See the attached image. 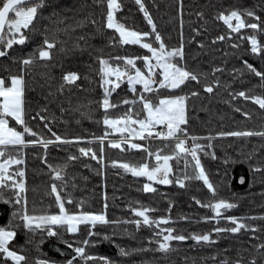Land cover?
Listing matches in <instances>:
<instances>
[{
  "label": "trees",
  "instance_id": "trees-1",
  "mask_svg": "<svg viewBox=\"0 0 264 264\" xmlns=\"http://www.w3.org/2000/svg\"><path fill=\"white\" fill-rule=\"evenodd\" d=\"M119 2L122 10L116 13V18L120 23L139 33H148L143 42L152 43L155 48H159V42L154 38L156 33L161 36L166 50L179 48L183 43L184 59L177 58L175 62L202 74L201 83L189 81L176 91L163 88L143 95L153 104H158L164 98L187 97L188 122L182 127L187 130L188 137L199 138L196 143L203 146L212 144V148L205 147V151L215 152L216 159L203 152L200 153V159L210 182L216 188V195L213 197L202 181L187 180L184 188L178 186L176 179L184 176L183 160L179 163L176 160L169 162L173 169L169 178L173 183L168 185L149 181L147 177L133 176L119 167L120 163L132 166L148 163L151 168L157 162L143 150L129 149L127 144L123 145L125 151L108 147L109 141H119L123 135L104 124L106 117H123L129 109L131 114H138L136 118L140 119L145 118L146 113L142 111L138 99L143 92L142 86L136 85L137 92L133 93L126 77L110 95V102L118 106L105 112L102 106L104 88L110 86L103 84L98 58L124 68L123 60H116L115 57L151 58V53L139 45L120 44L118 33L103 27L106 4H96L93 0H45V6L38 11L37 19L33 22L34 28L25 31L27 42L14 45L8 50L7 56L0 57V78H4L8 86L10 76H24V118L33 131L45 138L54 139L51 136V132H54L64 139L81 142L50 145L46 153L38 145L7 149L12 157L19 156L24 161L12 168L25 172L27 191L24 195L28 213L37 216L59 213L55 197L49 193L52 183L62 182L52 179L54 173L49 165L53 168L67 165L61 195L65 200L72 199L73 203L65 204L70 213H103L110 221H135L142 218L136 217L133 210L147 208L151 209L148 215L153 220L168 218L170 221L159 227L142 223L139 228L135 223L97 225L94 231L100 235L90 237L91 243L86 247V255L97 259L87 261V264H104L100 258H107L111 264H221L224 260L228 264H251L252 260L256 264H264V248H259V245L264 244V137L219 135L232 131H264V109L251 100L233 98L240 91L249 96L264 97V82L245 65L246 61L264 73V51L253 53L248 39L255 36L259 46L264 48V30L245 27L240 32H232L218 19L221 14L238 11L246 24L256 23L264 29V0H143L156 25V33L152 32L151 25L145 20L135 0ZM248 12L254 13L259 20L247 16ZM92 20L97 21V24H92ZM77 22H81V26L77 27ZM220 36L225 39L219 40ZM45 39L56 44L50 50L52 58L36 59L33 65L24 68L21 61L38 57ZM127 67L134 74L135 70ZM136 67L147 72L143 59H136ZM215 68L223 71L213 75ZM154 72L155 79L161 80L160 71ZM67 73H77L80 78L60 90V85L65 83L62 77ZM217 81L219 86H214L213 93L203 90L204 85H215ZM193 91L199 95L192 96ZM123 100L136 103L123 104ZM236 108L240 111H236ZM243 113H247L250 118H246ZM34 116L36 119H33ZM40 116H44L45 121H41ZM44 123L48 124L51 132L44 127ZM10 126L23 131L13 120H10ZM106 132L109 135L104 141L102 164L79 153L78 148L85 147L91 148L99 156L101 145L98 138L104 137ZM126 134L129 136V133ZM209 137L212 139H207ZM25 139L34 140L35 137L25 135ZM133 143L153 153L162 149V155L170 154L173 145L172 141L156 138ZM192 143L191 139L187 140V146ZM45 155L47 164L43 162ZM70 155L80 159L69 161ZM188 159L191 160L190 157ZM113 162H116V166H113ZM256 167L262 171H254ZM187 173L191 175L192 168H188ZM146 183L156 191L144 192ZM197 200L201 204L219 200L233 203L236 207L222 210L223 216L235 217L250 229L257 230L242 229L235 234L227 231L216 233L214 229L217 227L231 228L234 225L224 218H217V223V219H213L212 209L202 207L196 203ZM15 208L19 209L20 206ZM13 211L12 205L0 203V227H7L10 222L22 224L19 219L13 220ZM164 228H172L173 235H183L188 239L171 241L170 250L166 253L155 251L158 247L155 241L162 237L154 233ZM57 230L63 233L64 240L75 242L74 246H83L80 241L89 239L88 229L84 226H80L77 234L67 233L63 228ZM16 232V238L9 247L27 258L23 264H36L37 260L67 264L75 256L73 250L56 237L45 235L41 243L39 232L33 235L23 227L17 228ZM205 234H209L215 243L198 244L191 239L192 235ZM105 236L110 239H104ZM120 248L132 254L122 256ZM134 249L145 251L133 252ZM0 264L12 262L0 259ZM73 264H85V261L77 258Z\"/></svg>",
  "mask_w": 264,
  "mask_h": 264
},
{
  "label": "snow or ice",
  "instance_id": "snow-or-ice-1",
  "mask_svg": "<svg viewBox=\"0 0 264 264\" xmlns=\"http://www.w3.org/2000/svg\"><path fill=\"white\" fill-rule=\"evenodd\" d=\"M96 4H106L107 11L104 14V25L103 27L113 30L119 35V43L122 45H139L141 48L146 49L151 53V58L149 57H115L116 60H123L125 65L121 68L119 65H111L109 61L103 58H98V62L101 65L102 80L104 85H109L110 87L104 88V99L102 106L107 112L110 108H115L118 105L110 102V95L117 88L120 87V82L124 77L127 78L126 82L130 86V90L133 93L137 92L136 85L142 86L143 92L139 94V103L142 105V111L146 113L145 118H136L138 114H131V109L128 113H125L123 117L116 119H104V124L109 128H114L116 132L129 133V136L123 137L119 141H109L108 147L119 149L120 151H125L123 145L127 144L129 149L143 150L147 153L148 157H154L157 164L150 168L148 163H143L140 166H132L128 163H120L119 167L127 172H130L133 176H146L149 181L160 184H171L173 180L169 177L173 172L172 166L169 163L172 160H176L179 163L181 160L184 162V176L182 179L177 178L176 183L179 187L184 188L185 181L196 180L202 181L207 187L208 191L213 197L216 195V188L210 182L209 177L201 163L200 153L203 152L204 155L210 156L212 159H216L215 152H207L206 148H212V144L209 143L207 146L200 145L196 143L198 137L192 136L188 137L187 130L182 127V125L187 124V105L185 96H177L174 98H164L160 99L158 104H153L151 100L147 99L143 93H150L157 91L154 88V84H158L160 89H178L185 85L189 81H194L196 83H201L200 76L202 74H197L194 71L188 70L186 67L181 66L179 63L175 62L177 58L179 60L184 59V49L183 43L179 48L173 50H166L165 45L162 41L161 36L156 33V25L153 23L152 17L147 11L143 0H135V4L139 6L140 12L143 13L145 20L149 25H151L152 32L155 34V41L159 42V48L153 47L152 43L143 42L148 36V33H139L135 30L127 28L123 23H120L116 18V13L122 10L121 3L119 0H93ZM45 6V0H0V57H5L8 55V50L12 49L14 45H24L28 36L25 35V31L32 30L34 28V21L37 19L38 11ZM202 15V14H200ZM247 16H252L259 20V17H255L254 13L248 12ZM222 20L232 32H240L242 28H251L254 30H264L256 23L246 24L242 18V14L238 11H231L229 14H221L218 17ZM232 21H236L233 25ZM62 23V21H61ZM92 24H97V21L92 20ZM77 27L81 26V22H77ZM67 31V29H65ZM83 39V37H81ZM219 40H224V36L218 37ZM251 44V51L255 54H260L264 51L258 44L255 36L248 37ZM215 43V41H213ZM202 46V45H201ZM237 45H233L236 47ZM55 42L48 39L44 40V46L39 49L38 57L33 56L27 59H23L21 64L24 68H27L35 63L36 59L39 60H50L51 49L55 48ZM136 59H143L147 72H142L136 67ZM153 59L155 64H153ZM245 65L248 70L254 73L257 77H260L262 82H264V73L257 71L255 67L250 64ZM127 66L134 69V74L129 70ZM160 69L161 80L155 79L156 73L153 69ZM23 70V69H22ZM223 69L215 68L213 70V75L215 72H222ZM114 77V79H112ZM79 75L77 73H67L63 75L62 79L65 82L60 85V90H63L65 85H72L78 79ZM10 85L6 86V81L4 78H0V203L12 205L14 211L12 213L13 220L19 219L22 224L9 223L7 227H0V259L5 261H11L12 264H23L26 261V257L22 254L17 253L10 249L9 245L16 238V229L23 227L28 233L35 235L37 232L41 233V243L45 235L47 237H56L62 243L73 250L75 256L68 260L67 264H73V261L77 258L85 261H92L97 259L91 255H86V247L91 243L90 237L100 235L95 232L94 229L97 225H108V224H118V223H135L137 228L140 227L141 223L145 226L151 227L152 225L164 224L167 225L170 221L168 218H161L158 221L153 220L149 217L148 212L151 209H134L133 214L136 217H141L142 220L135 221H110L105 214L100 213H70L65 204L73 203L71 198L65 200L61 195L62 184L64 182V172L67 165L57 166L53 168L49 165L52 173H54L52 179L54 181H61L62 184L52 183L50 185V195H54L55 203L59 208L58 214L51 215H31L27 210V198L24 195L27 191L25 184V172L22 169L15 168L13 165H21L24 163L23 159L17 157H12L7 149L12 148H23L31 146H41L45 153L50 145H63V144H78L80 140H68L60 137L48 127L47 123H44V127L51 132L52 138H45L40 133L35 132L29 127L25 121V107H24V92H25V80L24 76H10ZM214 86H219L218 81L215 85L207 84L203 86V90L209 94L213 93ZM192 96H198L199 93L193 91ZM236 97L244 98L245 100H251L252 103L259 106L260 109H264V97L261 96H249L244 91L236 93L233 98ZM123 104H134L136 101L123 100ZM240 111L239 108L235 109ZM246 118H250L247 113H243ZM39 116V113H37ZM11 118L15 123L22 127L23 131H18L14 127H9V120ZM41 121H45L44 116L39 117ZM33 119H36L34 116ZM117 125H123V127H116ZM163 125L166 127V131H155L157 126ZM133 126H138L133 127ZM25 135L35 137L34 140H26ZM109 133H105L104 137L98 138L100 147V155L98 156L95 151L91 148L79 147L78 151L84 157H90L96 160L98 163H103L104 154V141L107 139ZM221 137H264V131H232L227 133H220ZM183 137V138H182ZM156 138L164 141H172V151L170 154H161L162 149L153 153L147 148H142L141 145L131 143V139H150ZM192 140V145L187 146V140ZM211 140L212 138H207ZM92 143V141H88ZM166 147L168 145H165ZM191 158V160L188 159ZM80 159L76 155H70L68 157L69 161H75ZM43 162L47 164V156L43 157ZM162 162V163H161ZM113 166H116V162H113ZM192 168V174L187 173V169ZM256 172L262 171L260 167L253 169ZM243 183V180H241ZM144 192H155L156 189L150 184H144ZM5 193H8L6 195ZM197 204H201L200 201H196ZM19 205L20 208L16 209L15 206ZM202 207H209L214 213L213 219L224 218L227 219L234 227L231 228H215L216 233L220 232H231L233 234L239 233L242 229L246 231H256L255 228H249L248 225L244 224L235 217H224L222 210H230L235 208L236 205L224 200H219L218 202L201 204ZM107 208V204H105ZM207 219V218H206ZM219 223V219H217ZM80 226H84L88 229L87 235L89 239H84L80 241L83 246H74L75 242H69L63 239V233L58 231V228H63L65 232L70 234H77L80 231ZM174 229L164 228L160 231L154 233L156 236L162 237L161 240L155 241L158 247L155 251L168 252L170 250V242L173 240L184 241L188 239L183 235H173ZM167 233L164 235V233ZM104 239H110V237L105 236ZM191 239L196 241V243H215L211 239L209 234L205 235H192ZM31 242V241H30ZM152 243V241H149ZM259 248H264V244L259 245ZM258 248V250H259ZM134 251H145V249L132 250ZM120 254L122 256H129L132 252L126 251L124 248H120ZM104 260V264H111L107 258H100ZM36 264H50L47 260H37ZM221 264H228L227 260L221 262ZM251 264H256L255 260L251 261Z\"/></svg>",
  "mask_w": 264,
  "mask_h": 264
},
{
  "label": "rangeland",
  "instance_id": "rangeland-1",
  "mask_svg": "<svg viewBox=\"0 0 264 264\" xmlns=\"http://www.w3.org/2000/svg\"><path fill=\"white\" fill-rule=\"evenodd\" d=\"M232 24L233 25H235L236 24V21H232ZM153 64H155V60L153 59ZM156 70H158V71H160V69H158V68H155V69H153V71H156ZM7 86V85H6ZM153 87L154 88H156V89H160L159 87H158V84H154L153 85ZM157 90V91H158ZM157 91H153V92H157ZM174 98V97H173ZM0 100H2V98H0ZM8 120H9V127H11L10 126V120H12L10 117L9 118H7ZM15 122V121H14ZM116 127H123V125H117ZM133 127H135V126H133ZM137 128H138V126H137ZM16 130H18V131H22L21 129H16ZM155 131H166V127L165 126H163V125H160V126H158V129L157 130H155ZM127 132H125V133H123V137H127L128 135L126 134ZM137 140H141V139H131L130 140V142L131 143H133L134 141H137ZM146 141H149V140H151V138L150 139H145ZM58 214V213H57Z\"/></svg>",
  "mask_w": 264,
  "mask_h": 264
},
{
  "label": "water",
  "instance_id": "water-1",
  "mask_svg": "<svg viewBox=\"0 0 264 264\" xmlns=\"http://www.w3.org/2000/svg\"><path fill=\"white\" fill-rule=\"evenodd\" d=\"M179 89V88H178ZM170 91H176L177 89H169ZM138 177H146V176H138Z\"/></svg>",
  "mask_w": 264,
  "mask_h": 264
}]
</instances>
